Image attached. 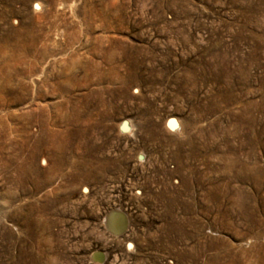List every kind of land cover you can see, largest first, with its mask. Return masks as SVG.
Wrapping results in <instances>:
<instances>
[{
	"label": "rangeland",
	"instance_id": "rangeland-1",
	"mask_svg": "<svg viewBox=\"0 0 264 264\" xmlns=\"http://www.w3.org/2000/svg\"><path fill=\"white\" fill-rule=\"evenodd\" d=\"M0 264H264V0H0Z\"/></svg>",
	"mask_w": 264,
	"mask_h": 264
},
{
	"label": "bare ground",
	"instance_id": "bare-ground-1",
	"mask_svg": "<svg viewBox=\"0 0 264 264\" xmlns=\"http://www.w3.org/2000/svg\"><path fill=\"white\" fill-rule=\"evenodd\" d=\"M16 64V63H15ZM172 123V122H171ZM124 219V218H123Z\"/></svg>",
	"mask_w": 264,
	"mask_h": 264
}]
</instances>
